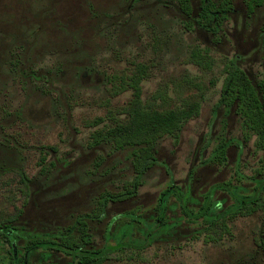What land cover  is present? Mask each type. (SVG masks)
Returning a JSON list of instances; mask_svg holds the SVG:
<instances>
[{
  "label": "rangeland",
  "instance_id": "1",
  "mask_svg": "<svg viewBox=\"0 0 264 264\" xmlns=\"http://www.w3.org/2000/svg\"><path fill=\"white\" fill-rule=\"evenodd\" d=\"M193 4L197 16L201 0ZM186 20L153 0H0V102L8 110L7 119L0 121V218L10 216L15 225L32 233H51L74 225L79 215L94 209L102 192H116L132 178L129 149L90 148L88 138L97 128L91 125L95 118L104 116L109 105H123L131 97L130 90L111 97L107 77L134 60L153 61L151 77L143 81L144 97L160 83H179L184 76L196 78L204 90L212 78L217 84L208 90L200 116L184 126L179 143L171 138L160 143L158 163L147 172L139 194L111 203L102 220L88 221L92 247L113 250L105 264H264L258 243L264 207L236 217L229 223L230 232L213 241L206 238L204 224L183 217L171 195L166 229L152 227L159 197L171 182L189 190V205L197 208L212 185L236 181L237 170L250 189L253 181L247 177L258 175V170L263 171L259 177L264 176V151L256 148L255 137L244 141L235 107L227 111L219 105L223 68L231 60L261 90L264 4L250 14L244 0H234V11L217 35L200 26L190 31ZM194 46L208 49L213 71L203 72L189 61ZM10 50L22 52L27 67L47 75L46 83L14 79L7 65ZM198 90L183 88L184 94ZM169 94L175 96L172 89ZM222 135L231 139L227 164L207 163ZM23 172L29 180L28 196L20 180ZM214 198L223 208L234 202L226 191L218 190ZM130 210L142 223L136 224L130 239L126 237L125 248L123 237L122 248L116 250L117 231L128 220L120 215ZM148 229L154 231L147 243ZM31 262L72 264V258L62 252L47 258L39 251Z\"/></svg>",
  "mask_w": 264,
  "mask_h": 264
},
{
  "label": "trees",
  "instance_id": "2",
  "mask_svg": "<svg viewBox=\"0 0 264 264\" xmlns=\"http://www.w3.org/2000/svg\"><path fill=\"white\" fill-rule=\"evenodd\" d=\"M141 0H133V2ZM159 8L166 10L173 8L184 15L186 27L193 31L200 26L204 30L217 35L230 13L234 11V0H201L200 11L194 16L193 0H153ZM248 12L264 4V0H244ZM264 30V25H263ZM21 50V49H20ZM7 65L14 79L29 84L36 82L46 83L49 79L46 74L35 67L26 66V57L17 50L9 51ZM189 61L197 65L203 72L213 71V58L205 47L194 46L189 52ZM154 62L132 61L127 67L112 73L107 79L110 82L111 97L127 90L131 91L130 99L119 106L109 105L104 116L95 118L91 125L97 127L90 132L88 146L94 148L106 145L113 151L129 149L133 167V176L124 181L122 187L116 191L102 192L95 202L92 211L79 215L72 226L61 227L51 233H32L25 228L15 225L14 218L3 216L0 218V264H32L31 259L41 251L43 257H50L52 252H62L72 258V264H105L113 251L108 246L94 248V238L89 228V220H102L106 216L107 208L111 203L122 202L136 197L145 182L149 169L158 163L157 153L160 143L165 138L173 139L175 145L179 143L184 126L201 114L203 104L207 100L208 90L217 84V78L210 79V86L204 90L196 78L184 76L182 82L165 81L149 97H144L143 81L151 77ZM223 83L219 105L230 111L235 107L240 117L244 141L249 142L255 137V146L264 151V79L259 83L261 90L253 83L247 72L235 61H229L223 68ZM46 79V80H45ZM198 87V91L184 94L183 88ZM172 89L175 96L169 94ZM1 97V94H0ZM111 104V101L109 102ZM0 121L7 119L8 110L0 102ZM16 116L21 115L20 110ZM5 130V126H1ZM231 139L226 135L216 138L215 146L211 150L206 162L226 165L228 149ZM104 159L95 162L100 167ZM247 177L253 181L250 189L242 184L244 175L236 171V181L229 180L212 185L204 194V200L195 208L189 205L191 199L189 190H182L179 185L171 182L164 190L157 202V216L154 226L166 229L165 215L169 207L171 195L176 196L183 212V217L192 223L205 225L209 240H216V235L230 232V222L238 216L251 215L264 207V176ZM23 172L20 180L25 184V196L29 195L28 176ZM226 191L234 200L227 208L214 198L218 191ZM22 208H19V213ZM127 218L124 229L117 231V249L124 248L126 237L130 239L136 224H141L140 216L135 210L122 213ZM152 231L146 230L144 242H150ZM259 239V245L264 250V230ZM136 243L132 240V244Z\"/></svg>",
  "mask_w": 264,
  "mask_h": 264
}]
</instances>
